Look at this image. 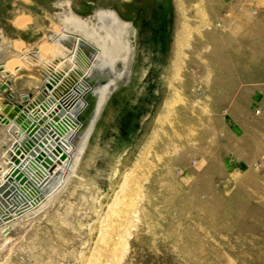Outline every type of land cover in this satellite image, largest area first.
<instances>
[{
	"label": "rangeland",
	"instance_id": "rangeland-1",
	"mask_svg": "<svg viewBox=\"0 0 264 264\" xmlns=\"http://www.w3.org/2000/svg\"><path fill=\"white\" fill-rule=\"evenodd\" d=\"M21 1L0 35L36 44L61 9ZM216 1L74 0L137 22L131 81L0 264H264V0Z\"/></svg>",
	"mask_w": 264,
	"mask_h": 264
},
{
	"label": "bare ground",
	"instance_id": "bare-ground-1",
	"mask_svg": "<svg viewBox=\"0 0 264 264\" xmlns=\"http://www.w3.org/2000/svg\"><path fill=\"white\" fill-rule=\"evenodd\" d=\"M67 6H70L69 1ZM111 10L110 8L99 9L97 16L108 14V12L112 14ZM65 11L63 14H61L62 11L60 12V17L64 16L63 26L58 24L56 18L59 13H55L56 22L50 25L46 35H43V39L36 44H25L20 40H11L7 36L0 35V89L2 86L9 87L14 98L18 95L21 103L28 94L27 90L22 91L17 88L18 78L24 75L34 76L39 82L34 89H38L41 83L39 74L43 72L46 73L45 81L51 84V88L45 84L48 93L44 101L38 102L36 108L29 112L20 108L14 119H8V115L4 113L3 107L11 99L0 90V186L8 181L7 175L14 165L10 155L16 154L17 146H25L29 140L27 130L23 126L24 122L36 123L43 117H47L42 125L43 128L54 131L58 137L57 139L48 137L47 143L41 146L39 151L45 152L46 156L52 159L55 164L54 170L51 171L43 165V160L27 152L25 154L27 158L19 169L26 175L28 182L21 184L18 181H12L9 197L1 194L0 261L5 257V253L1 251L2 248L8 246L23 232H20V229L26 222L39 219L46 213L73 175H76L80 159L86 152L73 163L72 155L75 145L70 137L81 127V124L75 120L76 115L73 111L78 105L83 104L82 96L86 90L84 77L89 74L93 59L81 47L80 37H76L75 42L70 43L71 38L64 27L73 30L76 26L84 25V28L94 35L98 34L100 28L95 25L94 18L91 16L90 18L89 15L80 16L71 7H66ZM15 23L23 29L29 23V18L25 15L20 16ZM38 93L39 91L29 101H34ZM66 104L68 105L65 108L66 117H60L59 121H55L53 115L59 111L57 108L59 105L65 107ZM16 106L12 104V110H15ZM48 144H52L49 149Z\"/></svg>",
	"mask_w": 264,
	"mask_h": 264
},
{
	"label": "water",
	"instance_id": "water-1",
	"mask_svg": "<svg viewBox=\"0 0 264 264\" xmlns=\"http://www.w3.org/2000/svg\"><path fill=\"white\" fill-rule=\"evenodd\" d=\"M65 10H63L61 14L65 13ZM111 11L113 12L112 14L108 12V14L98 17V10H95L89 15V17L91 16L94 18L95 25L100 28L98 34L94 35L89 33V31L84 28V25L76 26L73 30L64 27V30L69 34V38H71L70 43H74L76 37H80L82 42L81 47L87 55L93 59L90 72L84 77L85 84H83L86 90L82 96L83 104L82 106L78 105L73 111V114L76 115L75 120L81 124L80 129L70 137L75 145V150L72 155L73 163L77 162V158L82 156L89 147L90 140L111 98L118 91L125 88L131 81L136 54L134 38L136 37L137 28L132 21H127L123 18L117 9L113 8ZM63 17V15L60 17V13L59 16H56L58 24L61 26H63ZM86 27L89 29V25ZM39 76L41 80L39 88L27 91L28 95L21 103L19 101V96L16 95L14 98V94L10 91L9 87H1L0 90L4 91L11 99L9 103L3 107L4 113L8 115V119L16 118L20 108L29 112L36 108L38 102L44 101L48 93L45 84H47L48 88H51V84L45 81L46 73L42 72ZM37 91H39V93L34 101H29L30 98L34 97ZM12 104L17 105L15 110H12ZM66 107H68L67 104L65 107L59 105L57 108L59 111L53 115L55 121H59L60 117H66ZM46 120L47 117H43L36 123L30 121L24 122L23 126L27 130L26 132L29 136V140L25 143V146H17L16 154L10 155L14 165L7 175L8 181L0 186V197L1 194L4 197H9L10 182L18 181L21 184L28 182L26 175L19 169V166L27 158L25 155L27 152H29L31 156L43 160V165L45 167H48L51 171L54 170L55 164L52 159L49 156L47 157L45 152H39L40 147L47 143L48 137L52 136L56 139L58 138L54 131H47L43 128L42 125ZM33 146L34 149H32ZM51 147L52 144H48V149ZM12 188L13 187H11V189Z\"/></svg>",
	"mask_w": 264,
	"mask_h": 264
},
{
	"label": "crops",
	"instance_id": "crops-1",
	"mask_svg": "<svg viewBox=\"0 0 264 264\" xmlns=\"http://www.w3.org/2000/svg\"><path fill=\"white\" fill-rule=\"evenodd\" d=\"M0 1H4V0H0ZM18 1H21V0H18ZM37 1V0H36ZM46 1V0H45ZM52 2H53V4H54V6H57V7H59L61 10L60 11H58V12H55V13H60L61 11H63V10H65L66 9V7H68V6H66L65 5V3L66 2H70V7L73 9V3H74V0H51ZM21 2H23V0L21 1ZM31 2L33 3V1L31 0ZM217 2V6H219V8H220V6H222L223 7V9H224V6H225V0H217L216 1ZM24 3H25V1H24ZM60 3V4H59ZM76 13H78V14H80V15H82V16H84V15H88V14H90L93 10H95V9H91V10H89L86 14H84V13H82V12H80L79 11V9H73ZM54 13V14H55ZM26 16H27V14H25ZM91 15V14H90ZM11 17H13L11 14H10V12L9 11H6V10H4V9H2V10H0V20H10L11 19ZM18 16H16L15 18H17ZM14 20H12L11 22H13Z\"/></svg>",
	"mask_w": 264,
	"mask_h": 264
},
{
	"label": "flooded vegetation",
	"instance_id": "flooded-vegetation-1",
	"mask_svg": "<svg viewBox=\"0 0 264 264\" xmlns=\"http://www.w3.org/2000/svg\"><path fill=\"white\" fill-rule=\"evenodd\" d=\"M128 1H131V0H128ZM135 2L137 3V8L135 9V11H136V13H135V18H138V17H140L141 16V14H142V12H143V8H141L142 7V3L140 2V0H135ZM65 5L67 6V2L65 3ZM68 7H70V6H68ZM110 9H112V8H110ZM117 9V8H116ZM118 10V9H117ZM95 10H93L91 13H93ZM119 11V10H118ZM90 13V14H91ZM119 13H120V11H119ZM90 14H88V15H90ZM120 15L123 17V18H125V19H127L124 15H122L121 13H120ZM127 20H129V19H127ZM130 21V20H129ZM133 23H134V25L136 26V28H137V22L136 21H134L133 20ZM1 35H3V34H1Z\"/></svg>",
	"mask_w": 264,
	"mask_h": 264
}]
</instances>
